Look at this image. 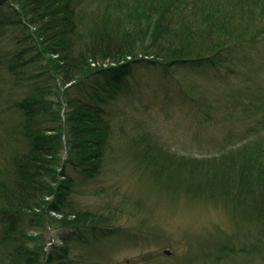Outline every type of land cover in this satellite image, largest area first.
Returning <instances> with one entry per match:
<instances>
[{"label":"trees","instance_id":"16d2710c","mask_svg":"<svg viewBox=\"0 0 264 264\" xmlns=\"http://www.w3.org/2000/svg\"><path fill=\"white\" fill-rule=\"evenodd\" d=\"M6 25L25 31L48 85L14 103L15 140L0 141V264H69L72 241L114 234L111 215L72 205L70 170L94 180L116 157L160 198L223 208L241 237L237 255L264 263V137L192 158L140 126L116 138L121 111L82 93L100 78L120 84L141 63L191 72L264 41V0H0ZM37 229L56 230L59 244ZM229 246L217 250L230 257Z\"/></svg>","mask_w":264,"mask_h":264},{"label":"rangeland","instance_id":"374dc122","mask_svg":"<svg viewBox=\"0 0 264 264\" xmlns=\"http://www.w3.org/2000/svg\"><path fill=\"white\" fill-rule=\"evenodd\" d=\"M24 35L21 28L0 26L1 142L15 140L7 136L20 125L14 103L34 87L48 85L44 63L27 49ZM190 71L168 75L161 66L141 63L117 84V91L116 84L109 88L100 78L82 93L121 111L115 118L116 138L122 135L121 127L132 134L140 126L174 152L192 158L219 156L264 137V41ZM128 161L116 157L94 180L70 170L75 180L72 205L111 215L115 233L72 241L69 264H264L258 256L237 255L241 237L223 208L210 202L173 203L160 198ZM2 226L0 221V230ZM33 233L59 244L56 230ZM220 241L234 248L230 257L217 250Z\"/></svg>","mask_w":264,"mask_h":264}]
</instances>
